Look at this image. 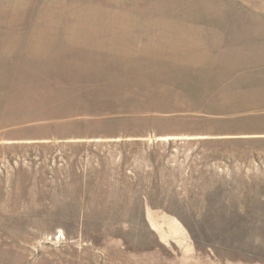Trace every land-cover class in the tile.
<instances>
[{"label": "rangeland", "instance_id": "1", "mask_svg": "<svg viewBox=\"0 0 264 264\" xmlns=\"http://www.w3.org/2000/svg\"><path fill=\"white\" fill-rule=\"evenodd\" d=\"M0 264H264V0H0Z\"/></svg>", "mask_w": 264, "mask_h": 264}]
</instances>
